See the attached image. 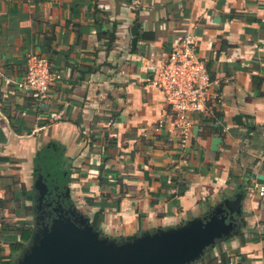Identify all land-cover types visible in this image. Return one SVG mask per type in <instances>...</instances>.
I'll return each instance as SVG.
<instances>
[{
	"label": "crops",
	"instance_id": "crops-1",
	"mask_svg": "<svg viewBox=\"0 0 264 264\" xmlns=\"http://www.w3.org/2000/svg\"><path fill=\"white\" fill-rule=\"evenodd\" d=\"M188 27L223 100L193 115L185 156L155 131L172 112L151 79ZM29 52L62 75L44 101L18 86ZM41 176L53 207L118 241L227 214L242 195L210 250L264 264V0H0V255L34 229L14 263L58 215L41 226Z\"/></svg>",
	"mask_w": 264,
	"mask_h": 264
},
{
	"label": "water",
	"instance_id": "water-1",
	"mask_svg": "<svg viewBox=\"0 0 264 264\" xmlns=\"http://www.w3.org/2000/svg\"><path fill=\"white\" fill-rule=\"evenodd\" d=\"M132 32L136 45L138 28ZM42 178L43 188L37 184L41 201L48 189ZM241 198L232 201L229 212L238 208ZM52 210L58 215L34 233L15 264H192L235 227L233 220L227 221L230 213L222 214L227 209L217 208L209 217L118 241L103 236L84 214H69L62 204Z\"/></svg>",
	"mask_w": 264,
	"mask_h": 264
},
{
	"label": "built area",
	"instance_id": "built-area-1",
	"mask_svg": "<svg viewBox=\"0 0 264 264\" xmlns=\"http://www.w3.org/2000/svg\"><path fill=\"white\" fill-rule=\"evenodd\" d=\"M197 36L188 27L172 44L168 59L153 69L152 83L159 88L172 112L171 119L160 120L155 131L167 128L175 134L178 148L186 156L190 142L193 115L206 113L214 103L223 100L221 83L212 78L205 62L197 51ZM61 73L51 68L46 55L29 52L27 70L18 86L44 101L52 85L61 78ZM257 190L264 194V185L257 183ZM228 264H248L239 256L231 257Z\"/></svg>",
	"mask_w": 264,
	"mask_h": 264
},
{
	"label": "trees",
	"instance_id": "trees-1",
	"mask_svg": "<svg viewBox=\"0 0 264 264\" xmlns=\"http://www.w3.org/2000/svg\"><path fill=\"white\" fill-rule=\"evenodd\" d=\"M104 36H107L109 40V46L108 48L111 49L113 46V43L116 40V34L114 31L111 32H105ZM20 234L21 239L15 242L11 243V253L9 255H0V264H15V254L22 250L24 246L26 245V242L30 239L33 233V228L30 226H19L16 228ZM230 257H228L227 253L225 251H221L220 255H216L213 250H210L206 252V254L197 262L194 264H228L230 261ZM242 261V260H241Z\"/></svg>",
	"mask_w": 264,
	"mask_h": 264
},
{
	"label": "flooded vegetation",
	"instance_id": "flooded-vegetation-1",
	"mask_svg": "<svg viewBox=\"0 0 264 264\" xmlns=\"http://www.w3.org/2000/svg\"><path fill=\"white\" fill-rule=\"evenodd\" d=\"M60 194V192H57V191H53V192H51V191H49L47 194H46V196L44 197V201H43V207L41 208V213H42V215H40L41 217H40V223H41V226H42V224L45 222V221H49V219H50V216H54L53 214H54V212L52 211V208H53V205L55 204V203H57V198L59 197V196H61V195H59ZM63 195L64 194H62V199H63ZM63 200H66L65 198L63 199ZM67 202V201H66ZM50 203H52V204H50ZM62 203H65V201H62ZM46 215H48L49 216V219H47L46 220V218H45V216ZM75 216V215H74Z\"/></svg>",
	"mask_w": 264,
	"mask_h": 264
}]
</instances>
